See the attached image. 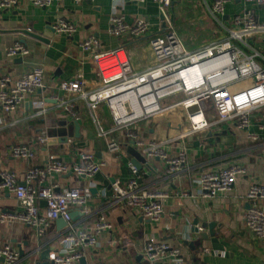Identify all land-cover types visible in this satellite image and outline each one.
<instances>
[{"label":"crops","instance_id":"0c3cea01","mask_svg":"<svg viewBox=\"0 0 264 264\" xmlns=\"http://www.w3.org/2000/svg\"><path fill=\"white\" fill-rule=\"evenodd\" d=\"M212 1L172 0L168 17L185 46L194 49L225 33L223 30L220 32L222 34L216 33L217 36L213 38L210 35L209 39H203L201 45L193 42L189 45V26L193 24L199 28L204 23L215 22L223 29L210 12ZM247 6L255 7L259 18L264 19L260 12L263 6ZM244 7L242 0H231L226 5V15L222 20L225 22ZM114 14L123 15L128 23L141 17L147 18L150 22L149 33L138 38L111 34V17ZM60 18L75 24V33L68 35L56 32L52 24ZM22 29L39 34L43 40L23 33ZM160 29H164L163 21L159 5L154 0L143 3L129 0L79 3L61 0L50 8L35 6L30 0H19L14 8L0 10V77L6 74L18 77L33 67H43L45 82V88L30 96L16 112L5 114L0 109V164L16 173L18 180L24 182L28 168L50 155H58L68 163H79L84 153L92 152L97 160L105 161L104 170L93 178L74 173H54L43 181L45 186L56 185L57 191L69 187H89L92 195L89 213L86 219L82 217L76 221L78 229L93 231L94 223L101 215H105L112 224L111 228L97 234V247L80 248L84 256L71 264H175L174 258L169 255L152 263L144 258L150 237L164 240L172 248H178L181 264H264V238H258L247 227L244 218L252 206L264 209V199L246 198L251 184L264 183V106L251 113L249 130L221 124L211 126L185 141L177 140L162 145L170 155L184 150L187 163L183 171L171 174L167 171L165 160L155 157L149 159L151 168L144 165L139 170L142 187L162 189L169 193L165 201L166 212L160 220L154 221L132 208L114 203L112 183L115 180L124 183L131 176L132 156L129 147L143 153L149 142L158 143L178 137L187 125L185 112L177 110L168 116L144 119L116 131L112 137L120 142L121 151L110 153L106 140L97 136L85 99L79 94L71 95L59 86L62 81L77 78L85 80L88 89L98 83L90 54L81 46L88 35L97 36L107 49L123 45L127 52V48H132L137 55L133 59L129 58L131 65L135 69H143L154 62L149 40ZM15 41L24 43L30 53L23 57L7 56L6 50ZM254 45L264 51V40ZM57 98L72 99L80 109L77 121L81 124V135L79 138L69 137L65 143L50 136L47 129L61 120H75L71 116L53 110L45 116L30 117L38 106H55ZM99 112L103 124L109 127L112 121L108 108L102 104ZM248 131L260 133L261 138L249 140ZM131 133H135L136 139ZM40 137L48 140L41 142ZM196 141H200V145L193 146ZM28 143L34 144V157L24 160L12 155L13 145ZM232 164L245 168L246 173L239 176L231 190L219 193L214 199L204 198L199 183L201 172ZM44 205L45 202H41L42 208ZM20 208L13 194L5 192L1 196L0 216L14 213ZM196 219L198 226L202 227L199 233L193 231ZM62 231L53 221L44 235L38 236L35 227L20 221L2 220L0 217V246L10 243L22 251L19 264H52L49 259H41V252L56 250ZM200 232L205 235L204 238ZM34 251L36 253L32 255ZM0 264H4L2 259Z\"/></svg>","mask_w":264,"mask_h":264},{"label":"built area","instance_id":"2783aa9c","mask_svg":"<svg viewBox=\"0 0 264 264\" xmlns=\"http://www.w3.org/2000/svg\"><path fill=\"white\" fill-rule=\"evenodd\" d=\"M61 0H30L41 8H50ZM82 1L93 0H75ZM143 3L146 0H129ZM164 17L165 28L150 37L154 54L153 64L135 69L123 45L104 48L94 34L88 35L81 43L90 54L98 76V83L91 89L85 80L77 78L62 81L59 86L65 92L83 97L90 110L97 130V136L106 140L110 153H120L121 145L112 135L119 130L144 119L168 116L177 110L185 112L187 125L178 137L168 141L149 142L142 153L148 160L161 158L166 162L167 171L175 174L184 170L187 157L184 150L170 155L163 148L164 143L185 141L190 136L207 130L211 126L229 124L241 130H249L250 115L264 106V51L254 43L264 40V19L259 18L255 7L264 6V0H242L245 4L241 12L232 14L225 22L226 5L231 0H213L210 9L216 21L223 27L221 36L197 48H187L177 36L168 9L172 0H154ZM19 0H0V10H10ZM59 33L72 35L77 30L75 24L60 18L52 24ZM150 22L141 17L128 23L123 15L111 17V34L117 37H141L149 33ZM29 48L15 41L7 50L9 57L26 56ZM242 86V87H240ZM45 88L43 67H33L18 77L6 74L0 77V109L5 114L16 112L30 96ZM56 105L38 106L30 117L45 116L53 110H60L65 116L79 118V107L70 99L57 98ZM104 104L111 116V125L106 127L99 112ZM260 128L263 127L260 125ZM134 138L135 133H131ZM249 140L257 141L260 133L247 132ZM136 139V138H135ZM46 137H40L45 142ZM14 157L29 160L34 157V144H17L11 147ZM105 161L97 160L92 152L82 155L79 163L65 162L58 155H50L44 161L31 165L24 182L18 180L16 173L0 164V198L7 192L13 194L20 204V210L2 214V220L20 221L36 228L38 236H43L53 221L62 218L66 221L58 241V248L49 253L52 264H71L80 260L84 254L82 247H97V234L112 227L105 215L94 223L93 231L78 229L72 221L69 210L80 207L89 213L92 199L89 187H69L62 191L56 185L45 186L52 174L74 173L93 178L102 172ZM131 176L124 182L112 183L113 202L140 212L143 217L158 221L166 212L165 201L169 197L166 190L142 187L139 183V170L130 165ZM246 173L245 168L232 164L220 169H205L199 176L203 197L214 199L221 192L231 190L239 176ZM249 200L264 199V183H253L246 193ZM45 202L41 207V202ZM245 223L258 238H264V209L252 206L245 213ZM199 231L202 227L198 226ZM79 248V250H77ZM172 256L175 264H181L180 250L172 248L164 240L150 237L145 248L144 258L150 263ZM4 264H19L20 250L12 244L0 246V259ZM95 264H116L99 262Z\"/></svg>","mask_w":264,"mask_h":264},{"label":"water","instance_id":"95a60500","mask_svg":"<svg viewBox=\"0 0 264 264\" xmlns=\"http://www.w3.org/2000/svg\"><path fill=\"white\" fill-rule=\"evenodd\" d=\"M161 19L163 21V28H165L164 17L161 16ZM21 31L25 34H29L30 36H33L34 38H38V39L43 40V37H41L39 34H36L35 32H31L30 30H27V29H22ZM80 129H81V124L77 120H71V121L61 120L58 122L57 125L49 127L47 129V131H48L50 136L56 137V138H58V140L60 142L65 143L68 141L69 137L75 136V137L79 138L81 135ZM192 145L198 146V145H200V141H196ZM128 150L132 156V161H131L132 165H134L138 170H141L144 165H146L147 168H151V166L149 164V160L141 152H139V151H137L131 147H129ZM69 213H70L72 221H77L79 218L86 216V214L81 211L80 207H72L69 210ZM56 222H57L59 230H62L66 225V221L63 220L62 218L57 219ZM211 226L212 225H210V227ZM193 231L196 233H199L198 220L197 219L194 220ZM200 234H201V232H200ZM203 236L205 237V235H203V233H202L201 237L204 238ZM50 252H51L50 249H46V250L42 251L41 252L42 258L41 259L42 260L48 259ZM20 253L23 254L22 251H20ZM35 253H36V251H34L32 253V255ZM2 261H4L3 258H2Z\"/></svg>","mask_w":264,"mask_h":264},{"label":"rangeland","instance_id":"374dc122","mask_svg":"<svg viewBox=\"0 0 264 264\" xmlns=\"http://www.w3.org/2000/svg\"><path fill=\"white\" fill-rule=\"evenodd\" d=\"M260 10H261L260 11L261 15L264 16V8H262V9L260 8ZM201 26H199V28L194 24L189 26V45H190V42L191 43L192 42L197 43V44L201 45L200 43L204 41L203 39H209L210 35L213 38V37L217 36L216 33H220L224 30L219 25H217V23H215V22H212V23L209 22L208 24L204 23ZM174 30H175L177 36L180 37L177 30L175 28H174ZM213 32L215 35H213ZM220 34H222V33H220ZM186 47L190 48V46L189 47L186 46ZM127 53L129 55V58L131 57L132 59L135 58L137 55V54H135V52L132 48H127ZM132 67L135 68L134 66H132ZM240 87H242V86H240Z\"/></svg>","mask_w":264,"mask_h":264}]
</instances>
